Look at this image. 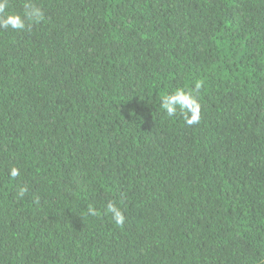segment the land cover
Here are the masks:
<instances>
[{
	"label": "trees",
	"instance_id": "obj_1",
	"mask_svg": "<svg viewBox=\"0 0 264 264\" xmlns=\"http://www.w3.org/2000/svg\"><path fill=\"white\" fill-rule=\"evenodd\" d=\"M32 2L0 30V264H264V0ZM195 80L188 127L160 98Z\"/></svg>",
	"mask_w": 264,
	"mask_h": 264
},
{
	"label": "clouds",
	"instance_id": "obj_2",
	"mask_svg": "<svg viewBox=\"0 0 264 264\" xmlns=\"http://www.w3.org/2000/svg\"><path fill=\"white\" fill-rule=\"evenodd\" d=\"M23 10L18 12L12 8L11 0H0V30H13L17 32L30 31L32 26L46 19L45 12L32 0H25ZM205 88L203 80H195L193 87H176L160 98V110L167 118L182 117L188 127L198 125L201 122L203 104L201 102V90ZM21 175V169L12 166L9 169V178L15 180ZM29 193V186L24 184L17 188L18 199H23ZM39 203V197H34ZM105 214H110L116 227H123L126 223V209L116 200H108L104 208ZM87 215L96 217L99 210L94 205L87 207Z\"/></svg>",
	"mask_w": 264,
	"mask_h": 264
}]
</instances>
